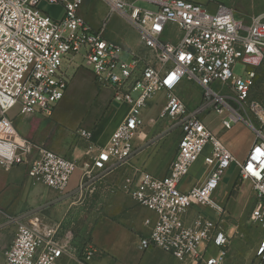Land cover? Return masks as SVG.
<instances>
[{"label": "built area", "instance_id": "built-area-1", "mask_svg": "<svg viewBox=\"0 0 264 264\" xmlns=\"http://www.w3.org/2000/svg\"><path fill=\"white\" fill-rule=\"evenodd\" d=\"M41 1L0 0V166L25 165L34 183L61 195L68 193L73 174L81 168L73 193H82L131 161L146 124L144 110L165 91V104L155 120H169L168 130L180 131L168 171L157 176L142 170L125 177L121 186L156 214L154 220H145L150 232L140 238V248L158 247L178 259L191 256L198 264H225L230 236L225 208L213 196L234 164L255 192L250 221L260 225L261 239L252 264H264V107L249 99L256 69L264 60V14H253L245 22L226 4L210 12L193 0H148L154 10L132 0H103L110 13H120L136 29L138 42L132 48L105 37L107 20L100 29L92 28L80 12L85 0H47L64 6L60 20L42 10ZM172 29L178 32L175 41L166 38ZM77 56L90 63L100 87L112 90L113 103L129 105L105 145L94 143L93 130H77L76 137L88 143L86 154H95L82 165L23 136L10 116L15 108L17 115L52 116L66 94L68 68ZM238 62L248 66L245 76L235 73ZM185 80L202 89L198 104L189 106L179 93ZM212 112L226 129L243 121L254 131L255 141L244 160L214 134L206 120ZM200 158L206 167L204 179L183 190V180ZM203 206L207 209H197L189 218L193 208ZM12 221L17 230L4 264H92L98 252L90 237L79 240L63 222L47 225L38 212ZM210 245L219 248L218 254L207 253Z\"/></svg>", "mask_w": 264, "mask_h": 264}, {"label": "crops", "instance_id": "crops-1", "mask_svg": "<svg viewBox=\"0 0 264 264\" xmlns=\"http://www.w3.org/2000/svg\"><path fill=\"white\" fill-rule=\"evenodd\" d=\"M142 3L154 5L148 0H142ZM104 89L106 90V107L96 123L103 122L106 116H111L113 121L107 128L99 130H97L96 123L94 124V143L100 146L108 142L129 110L127 104L118 108L113 106L112 90ZM185 89L187 87L182 85L179 93L186 101L184 93H189V91ZM161 93L163 94V92L157 93L144 110L146 124L142 130V139L136 140L138 149L136 154L128 164L107 175L96 187L95 195L98 203L94 208L96 210L93 214L95 219L89 237L98 252L94 256L92 264H198L191 256L178 259L158 247L141 249L140 238L150 232V226L145 224V220L147 218L154 220L156 214L151 209L139 204L121 187L125 177L137 175L142 170L157 176H164L177 151L179 129L169 131V120L158 122L155 120L158 112L164 106L156 109ZM165 96L166 94H164ZM186 103L193 106L188 101ZM11 113L17 115V108L13 109ZM210 115L206 117V120L214 134L231 149L238 159L244 160L255 141V134H251L246 143H240L233 130L226 129L223 125L224 129L229 131L216 129L213 123L215 119L209 118ZM18 117L20 118H15V125L23 136L59 154L78 159L80 165L92 161L95 154H86L88 143L84 140L77 142L74 138V130H68L67 126L63 124L57 109L52 118L41 113L22 114ZM230 169L234 170L232 178L225 182V175ZM81 171V168L76 170L67 189L68 193L61 195L57 190L45 184L34 183L28 176L25 165L11 168L0 166V264H4L6 251L17 230V224L12 221V218L30 212H38L43 223L53 225L57 222H64L72 215L82 217L83 206L72 200L73 190L79 183ZM205 171V164L200 158L193 165L190 174L183 180L181 188L188 190L198 184L204 179ZM227 172L220 183V186L227 188L225 195L221 194L218 188L213 196L225 208L223 220L230 236L225 264H252L254 250L258 246L260 238L252 240L250 246L254 253L245 259L246 256L242 254V251L247 246L245 235L248 233L247 226L252 221L243 218V214L250 197L253 195L255 197V192L252 183L242 179L234 164ZM197 209L206 210L207 208L204 206L193 208L189 218ZM202 248L205 247L202 245ZM218 252L219 248L214 245L207 248L209 255H216ZM65 264H73V262L66 260Z\"/></svg>", "mask_w": 264, "mask_h": 264}, {"label": "rangeland", "instance_id": "rangeland-1", "mask_svg": "<svg viewBox=\"0 0 264 264\" xmlns=\"http://www.w3.org/2000/svg\"><path fill=\"white\" fill-rule=\"evenodd\" d=\"M135 1L137 6L142 8L156 9L155 5H147L142 3L140 0ZM201 3L204 7H207L210 12H215L219 4H226L234 9L235 16L239 19L249 22V18L253 14H264V0H193ZM40 8L48 13L52 18L60 20L65 16V8L62 4L49 3L47 0H43L40 3ZM81 14L86 21L94 29H100L104 21L107 20V26L105 30V37L107 39L115 40L124 47L135 48L138 42V33L136 29L118 12L110 13L108 4L103 0H85L84 4L80 9ZM178 32L176 29L168 31L166 34L167 39L175 41L174 37ZM91 65L89 62L82 59L80 56L70 64L68 68V75L70 82L64 98L57 103L55 110L57 109L58 114L68 130H74V138L77 142V130L79 128H87L94 131V124L100 118V115L104 111L106 105V90L100 87L91 72ZM248 66H244L243 63L238 62L235 66V73L238 75L245 76ZM184 85L187 87L189 93H184L186 101L190 105L198 104L202 97V89L198 87L194 82L184 81ZM215 87V86H214ZM217 87V86H216ZM215 87V88H216ZM165 91L161 93L159 100L157 101L156 109L161 108L165 101ZM112 99V94H111ZM250 100L259 102L264 107V60L257 69L255 86L252 88L250 93ZM116 108L121 106L120 104H113ZM54 110V112H55ZM159 113V112H158ZM10 116H14L16 119L20 118L18 115L10 113ZM54 113L49 118H52ZM209 118H214V127L220 131L226 130L222 126L221 117L216 113H211ZM14 119V121L16 120ZM254 123L258 126L257 119L252 117ZM113 121L111 116H106L103 122H97V130L100 128H107V126ZM169 123V121H168ZM212 123V124H213ZM74 126H76L74 128ZM233 130L237 140L240 143H246L254 131L246 125L243 121L239 123H233ZM229 131V130H226ZM232 132V131H231ZM234 169V168H233ZM230 169L225 175V182L230 181L234 170ZM106 178V177H105ZM105 178L93 182L86 187L82 193L75 192L72 194V200L78 202L83 206V215L73 216L63 222L65 228L73 229L79 240L84 237H89L90 231L94 223V208L98 203L96 197L97 186ZM219 191L224 193L227 188L224 186L219 187ZM255 204L254 195L250 197L247 208L244 211L243 218L250 219L251 210ZM248 233L245 235L247 242L246 248L242 251V254L248 259L254 253L251 249L252 240L261 239L260 225L252 222L247 226ZM255 251V250H254Z\"/></svg>", "mask_w": 264, "mask_h": 264}]
</instances>
